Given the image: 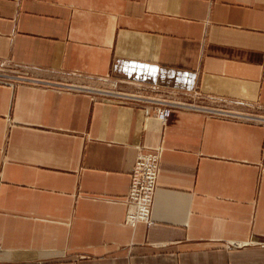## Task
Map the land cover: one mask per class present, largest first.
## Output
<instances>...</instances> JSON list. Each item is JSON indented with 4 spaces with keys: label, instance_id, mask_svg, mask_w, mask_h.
Segmentation results:
<instances>
[{
    "label": "crops",
    "instance_id": "obj_1",
    "mask_svg": "<svg viewBox=\"0 0 264 264\" xmlns=\"http://www.w3.org/2000/svg\"><path fill=\"white\" fill-rule=\"evenodd\" d=\"M0 264H264V0H0Z\"/></svg>",
    "mask_w": 264,
    "mask_h": 264
},
{
    "label": "built area",
    "instance_id": "obj_2",
    "mask_svg": "<svg viewBox=\"0 0 264 264\" xmlns=\"http://www.w3.org/2000/svg\"><path fill=\"white\" fill-rule=\"evenodd\" d=\"M141 92H149L147 94H111L115 99L121 101H134L135 103H144L153 108L155 119L162 124L167 120L172 109H182L191 111L206 112L209 115L221 118H233L234 116L225 110L204 109L195 101H198V95L191 93L188 99L177 100L172 94L159 92L155 86H151L148 90H140ZM154 93L156 95H153ZM158 94V95H157ZM159 172V157L157 151L154 152H138L134 159V164L130 172L129 189L126 201L130 207L126 215V224L134 227L136 223H142L146 226L152 224V205L154 194L156 191V183Z\"/></svg>",
    "mask_w": 264,
    "mask_h": 264
},
{
    "label": "rangeland",
    "instance_id": "obj_3",
    "mask_svg": "<svg viewBox=\"0 0 264 264\" xmlns=\"http://www.w3.org/2000/svg\"><path fill=\"white\" fill-rule=\"evenodd\" d=\"M147 93V92H146Z\"/></svg>",
    "mask_w": 264,
    "mask_h": 264
}]
</instances>
